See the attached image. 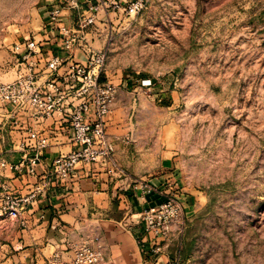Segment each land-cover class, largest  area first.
<instances>
[{
	"label": "rangeland",
	"instance_id": "374dc122",
	"mask_svg": "<svg viewBox=\"0 0 264 264\" xmlns=\"http://www.w3.org/2000/svg\"><path fill=\"white\" fill-rule=\"evenodd\" d=\"M54 1L0 0V83L15 79V43L42 38ZM100 1L85 33L107 52L103 79L118 88L122 138L152 142L153 168L177 159L199 197L193 215L184 204L181 261L264 264V0ZM137 2L143 9L130 14ZM24 230L0 222V264H20Z\"/></svg>",
	"mask_w": 264,
	"mask_h": 264
},
{
	"label": "built area",
	"instance_id": "2783aa9c",
	"mask_svg": "<svg viewBox=\"0 0 264 264\" xmlns=\"http://www.w3.org/2000/svg\"><path fill=\"white\" fill-rule=\"evenodd\" d=\"M78 0H67L50 6L41 39L24 38L15 43L16 77L0 83V146L6 134H20L14 142L21 158L14 163L0 152V222L17 221L25 230L32 212L42 196L57 187L70 184L98 165L109 174L128 178L129 173L116 159L115 145L107 133V119L112 112L118 88L104 80L107 52L94 50L86 37V29L98 21L101 1L89 2L82 9ZM114 2H112V5ZM115 5L117 3L115 2ZM143 9L142 2L128 7L130 14ZM77 12V22L66 23L65 12ZM55 32V37H51ZM61 52L46 56L44 43L54 40ZM3 135V136H2ZM65 139L71 145L68 153L60 152L48 166L44 152ZM14 172L22 190L13 189L4 179ZM147 200L153 192L164 200L148 205L137 213L127 211L119 228L137 234L147 264L154 263L170 245L182 238L187 229V216L180 188H158L140 182L136 188ZM23 191V192H22ZM25 191V192H24ZM32 214H34L32 212ZM78 238L67 236L43 264H113L107 260V249L99 228H85ZM168 264H187L174 260Z\"/></svg>",
	"mask_w": 264,
	"mask_h": 264
},
{
	"label": "crops",
	"instance_id": "0c3cea01",
	"mask_svg": "<svg viewBox=\"0 0 264 264\" xmlns=\"http://www.w3.org/2000/svg\"><path fill=\"white\" fill-rule=\"evenodd\" d=\"M52 3V6L55 4L66 6L63 0H55ZM48 10L44 13L46 18ZM74 14L75 11H66L64 21L74 22ZM41 35L44 36L43 30ZM51 37H55V32ZM44 45L48 58L61 52V44L55 39ZM118 103L117 101L107 119V133L115 145L116 159L129 173V177L109 174L105 169L95 165L86 174L80 171L79 179H74L70 184L57 187L42 196L32 210L34 214L27 212L24 215L30 221L29 229L23 231V245L17 248L18 255L22 257L20 264H43L45 257H49L55 249L53 244L65 249L62 244L64 239L67 236L77 239L78 232L84 231L86 227L99 228L103 245L113 264H147L137 234L119 228V223L124 219L127 211L137 213L148 205L164 200L158 192H153L147 200H144L141 189L136 188V184L140 182H150L163 189L165 186H177L180 188L188 214L193 215L198 208L199 197L194 196L184 185L183 173L178 168L177 159L162 156L156 169L149 163V157L153 152L152 142L148 139L133 138L134 140H129V146H127L126 138H122L125 126L118 115L120 109ZM0 114H4L1 106ZM11 135L13 140L10 134H6V140L0 146V152L7 160L16 163L22 155L16 151L13 141L17 142L20 134L12 132ZM60 140L59 144H53L44 152V162L48 166L60 152L68 153L71 150V145L66 143L65 139ZM134 143L136 144L133 145ZM17 176L16 173L9 172L4 181L13 189L21 191L23 187ZM187 245L185 232L184 236L174 241L156 262L149 264H168L174 260H185ZM243 261L246 264L245 258ZM232 264H235L234 256H232Z\"/></svg>",
	"mask_w": 264,
	"mask_h": 264
}]
</instances>
